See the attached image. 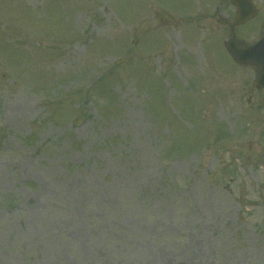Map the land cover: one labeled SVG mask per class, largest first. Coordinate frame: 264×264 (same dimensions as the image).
Listing matches in <instances>:
<instances>
[{"label": "rangeland", "instance_id": "obj_1", "mask_svg": "<svg viewBox=\"0 0 264 264\" xmlns=\"http://www.w3.org/2000/svg\"><path fill=\"white\" fill-rule=\"evenodd\" d=\"M217 11L0 0V264H264V94Z\"/></svg>", "mask_w": 264, "mask_h": 264}, {"label": "water", "instance_id": "obj_2", "mask_svg": "<svg viewBox=\"0 0 264 264\" xmlns=\"http://www.w3.org/2000/svg\"><path fill=\"white\" fill-rule=\"evenodd\" d=\"M234 2L241 8L236 24L242 23L255 15V10L250 4L249 0H234ZM160 20H164V12L160 11ZM233 24L232 27H234ZM264 40V39H263ZM228 47L232 55L238 62L255 64L260 68V74L255 82L256 87L264 85V44L257 42L256 44L242 45L237 39L234 32L228 41Z\"/></svg>", "mask_w": 264, "mask_h": 264}, {"label": "flooded vegetation", "instance_id": "obj_3", "mask_svg": "<svg viewBox=\"0 0 264 264\" xmlns=\"http://www.w3.org/2000/svg\"><path fill=\"white\" fill-rule=\"evenodd\" d=\"M262 156H264V148H263V151H262Z\"/></svg>", "mask_w": 264, "mask_h": 264}]
</instances>
